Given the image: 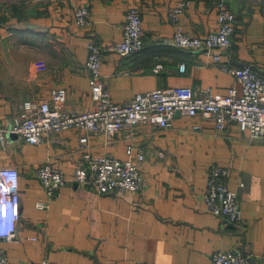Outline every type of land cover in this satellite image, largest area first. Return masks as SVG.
Masks as SVG:
<instances>
[{
	"label": "crops",
	"instance_id": "0c3cea01",
	"mask_svg": "<svg viewBox=\"0 0 264 264\" xmlns=\"http://www.w3.org/2000/svg\"><path fill=\"white\" fill-rule=\"evenodd\" d=\"M180 1L4 0L1 124L10 125L24 100H48L55 87L66 91L65 112L92 109L87 43L120 41L130 5L140 9L143 48L129 56L105 50L101 58V78L115 103H125L138 92L175 86L226 93L239 86L220 69L223 63L264 66V0H224L235 12V30L229 48L217 50L221 59L216 62L166 43L175 30L168 12ZM214 2L191 0L179 16V27L190 36L214 30ZM82 5L88 8L85 27L72 18ZM158 62L162 68L155 71ZM180 63L185 64L182 72ZM78 138V130L71 128L37 144L16 139L0 148V166H14L20 174L16 233L11 241H0L9 264H33L44 257L63 264H211L214 251L243 243L250 245L257 264H264V135L252 138L234 122L218 132L212 118L179 114L166 128L139 125L112 135L88 133L93 155L127 159L128 146L132 158L138 151L144 154L141 188L111 193H98L73 180L82 162ZM43 163L68 179L52 197L36 177ZM212 165L227 168V186L238 190L243 216L239 231L205 208L202 194ZM37 202L45 208H37Z\"/></svg>",
	"mask_w": 264,
	"mask_h": 264
},
{
	"label": "built area",
	"instance_id": "2783aa9c",
	"mask_svg": "<svg viewBox=\"0 0 264 264\" xmlns=\"http://www.w3.org/2000/svg\"><path fill=\"white\" fill-rule=\"evenodd\" d=\"M190 4L191 0H181L169 10L168 18L175 30L165 40L166 43L187 51L203 53L212 61H219L221 56L217 50H225L231 45L236 22L235 12L224 0H215L217 27L202 36H190L179 27V16ZM3 9L4 2L0 0V12ZM72 18L77 26L88 25L87 6L76 7ZM143 46L140 9L136 5H130L125 11L120 41L101 45L95 39H90L87 43L85 68L94 101L93 108L81 112H65L63 104L66 91L63 87L53 88L48 100L26 99L20 104L9 126H3L0 121V148L4 149L16 139L37 144L49 134L74 128L79 132V148L82 149V162L75 167L73 173L75 183L94 188L98 193L118 190L135 192L142 185L140 168L144 154L138 151L132 158V148L128 146L127 159L93 155L88 149V133L103 132L112 135L115 131L139 125L166 128L171 125L174 115L179 114L212 118L218 132L234 122L252 138L264 135V66L260 68L250 63H223L220 69L233 76L239 86L229 87L226 93H216L209 87L194 92L188 86H175L138 92L125 103L113 102L101 78L103 52L108 50L129 56L140 52ZM161 68L160 62L154 66L155 71ZM178 69L184 71L185 64L180 63ZM8 135L15 138L8 140ZM36 177L48 197H52L68 182L62 171L50 163L38 166ZM227 177V168L220 165L209 167L202 200L210 213L232 224L239 231L243 225L239 194L238 190L227 186ZM19 180L20 174L16 167L0 166V241H11L16 233L20 217ZM239 187H243L242 182ZM36 207L43 209L45 205L37 202ZM257 263V257L251 252L248 243L220 248L211 255V264ZM0 264H9L7 254L1 247ZM33 264L63 263L44 257Z\"/></svg>",
	"mask_w": 264,
	"mask_h": 264
},
{
	"label": "water",
	"instance_id": "95a60500",
	"mask_svg": "<svg viewBox=\"0 0 264 264\" xmlns=\"http://www.w3.org/2000/svg\"><path fill=\"white\" fill-rule=\"evenodd\" d=\"M10 139H14L15 138V136H12V135H9L8 136Z\"/></svg>",
	"mask_w": 264,
	"mask_h": 264
},
{
	"label": "snow or ice",
	"instance_id": "6c2138e0",
	"mask_svg": "<svg viewBox=\"0 0 264 264\" xmlns=\"http://www.w3.org/2000/svg\"><path fill=\"white\" fill-rule=\"evenodd\" d=\"M8 190H5V192H7Z\"/></svg>",
	"mask_w": 264,
	"mask_h": 264
},
{
	"label": "trees",
	"instance_id": "16d2710c",
	"mask_svg": "<svg viewBox=\"0 0 264 264\" xmlns=\"http://www.w3.org/2000/svg\"><path fill=\"white\" fill-rule=\"evenodd\" d=\"M12 8L14 9V6Z\"/></svg>",
	"mask_w": 264,
	"mask_h": 264
},
{
	"label": "clouds",
	"instance_id": "9594fccd",
	"mask_svg": "<svg viewBox=\"0 0 264 264\" xmlns=\"http://www.w3.org/2000/svg\"><path fill=\"white\" fill-rule=\"evenodd\" d=\"M9 227H10V225H9Z\"/></svg>",
	"mask_w": 264,
	"mask_h": 264
},
{
	"label": "rangeland",
	"instance_id": "374dc122",
	"mask_svg": "<svg viewBox=\"0 0 264 264\" xmlns=\"http://www.w3.org/2000/svg\"><path fill=\"white\" fill-rule=\"evenodd\" d=\"M2 1V0H1ZM4 1V0H3Z\"/></svg>",
	"mask_w": 264,
	"mask_h": 264
}]
</instances>
